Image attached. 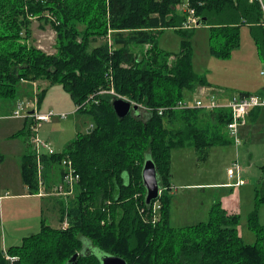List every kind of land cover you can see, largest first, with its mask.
Returning a JSON list of instances; mask_svg holds the SVG:
<instances>
[{"label": "trees", "instance_id": "trees-1", "mask_svg": "<svg viewBox=\"0 0 264 264\" xmlns=\"http://www.w3.org/2000/svg\"><path fill=\"white\" fill-rule=\"evenodd\" d=\"M186 1L199 26L210 32L211 56L229 58L239 46L242 26L264 47L257 2ZM182 2L0 0V100L15 99L20 83L44 81L60 85L75 112L92 121L91 131L77 133L64 152L43 158L48 168L66 156L78 175L72 194L57 204L58 220L67 226L55 228L42 218L38 232L9 246L5 256L0 251V264H102L101 255L126 264H264V226L256 212L246 225L256 236L253 244L243 241L238 216L227 214L218 201L206 221L178 228L170 224L171 151L192 147L203 162L211 147L229 142L224 133L228 112L177 109L186 92L207 86L191 65L193 28H182L186 15L176 10ZM33 20L51 25L56 54L30 44ZM168 28L182 38L177 54L158 47V36ZM145 46L144 53L133 50ZM118 97L138 105V111L117 118L111 105ZM208 117L211 127L204 126ZM26 125L24 120V128L11 138H25L20 172L28 194H35ZM147 159L162 188L150 205L140 176ZM255 201L264 204V184L256 188Z\"/></svg>", "mask_w": 264, "mask_h": 264}, {"label": "rangeland", "instance_id": "rangeland-1", "mask_svg": "<svg viewBox=\"0 0 264 264\" xmlns=\"http://www.w3.org/2000/svg\"><path fill=\"white\" fill-rule=\"evenodd\" d=\"M182 1L176 10L185 14L187 18L189 13L184 11L182 5L186 6L188 3L186 0ZM31 31L30 44L48 55L57 53V36L48 22L33 20ZM238 35L239 46L232 49L227 59L211 56L209 52L210 32L207 27L203 25L197 26V28L193 27L188 39L193 71L207 82V86L198 87H205L207 92L214 95L218 101L220 99L219 92L229 96L244 92L257 94L263 85L258 75L264 65V47L261 44H255L251 32L246 26L238 29ZM157 39L158 47L161 50L173 54L179 53L182 38L173 29H165ZM100 43L101 41H98L92 46ZM146 48V46L136 47L133 50L137 53H144ZM208 85L218 89H212ZM69 96L60 85L50 86L48 82L44 81L20 83L17 86L15 99L0 100V116L7 115L20 104L28 105L30 109H32L30 105H37L40 112L52 111L55 116L49 123H43L38 129V139L46 142L48 140V143L50 141L54 152L61 154L77 133L87 132L92 123L90 116L75 112L76 106ZM199 98H201L199 91L195 89L191 93L186 92L182 101L190 105ZM60 113L67 115L65 118H61L58 116ZM249 127L248 138L241 136L242 128L239 130L240 145L238 147L233 145L228 137L230 146L210 148L209 155L203 162L197 160L192 147L171 151V172L175 179H170L172 188L170 194L172 192L175 195L172 211L170 208L172 227L192 226L197 222L206 221L211 204L218 201L221 206L225 207L222 208L226 213H228L227 208L231 211L236 209L233 215L238 216V230L243 241L248 244L255 243L256 236L247 229L246 225L249 216L256 212L258 224L264 226V204L257 205L255 201L256 188L264 184V129L257 125ZM23 128L24 119L3 118L0 120V148L6 163L13 161L11 154L15 145L19 148L18 154L19 150L21 152L20 145H24V137L17 136L12 139L11 136L21 132ZM245 139L247 141L243 143ZM29 150L33 156V147L30 146ZM44 155L52 156L46 152ZM67 160L68 158L65 156L60 162H51L48 168L46 166L43 168L41 180H43L44 195L42 197L37 195L38 182L34 173L37 191L30 195L37 198L18 197L21 193L17 186L19 177L14 170L10 173L11 167L8 170L6 168L8 174L5 173L4 177L8 176L15 187L12 186L8 191H0V196L5 193L10 196L0 200V245H2L0 251L3 248V251L6 252L9 246L18 245L22 238L38 232L41 221L39 218L41 202L43 203L45 223L55 228L62 225L58 220L60 212L57 204L59 200L65 202V199L59 197L55 192L61 185L60 174L66 170L64 161ZM234 164L237 165L239 174L229 179L227 170ZM239 181L243 182V185H238ZM209 197L216 199L213 201ZM155 207L157 209V206ZM93 252L95 253L97 250H93Z\"/></svg>", "mask_w": 264, "mask_h": 264}, {"label": "built area", "instance_id": "built-area-1", "mask_svg": "<svg viewBox=\"0 0 264 264\" xmlns=\"http://www.w3.org/2000/svg\"><path fill=\"white\" fill-rule=\"evenodd\" d=\"M248 2H257L259 4L260 11L262 13L261 25L262 27H264V0H248ZM182 6L184 11L186 13H189V15L187 14L186 21L182 25V28L192 29L193 27H199V18L196 17L195 10L188 4L186 6L183 4ZM258 76H260L264 84V65L261 67ZM199 95L201 96V98L197 99L193 104L189 105L188 103L186 104L185 101H181L178 104L177 109H200L205 112L221 110L228 112V114L230 115V120L226 125V131L228 137L236 147L240 145V141L238 138L239 130L247 124V118L250 111L255 109L264 111V93L262 95H258L255 93L243 95L236 94L232 95L225 101H218L214 95H211L208 92H199ZM30 106H32V109H30L28 105L20 104L16 106V109L12 110L9 115L0 116V120H2L3 118H19L28 121L27 129L29 136L27 137V139L29 148L31 146L34 150V173L37 178V185L39 190L37 195L42 197L44 195L42 190L43 180H41L44 168L43 158L47 157L44 155V152L52 156L56 155V153L54 152L55 150L50 143L38 139V129L43 123H49L51 121V118L55 116V114L52 111L40 112V110L36 107L37 105ZM66 115V113H60V115L58 116H60L61 118H65ZM64 164L66 166V170L61 172L63 173V175L60 174L61 185L59 187V190H57L55 193H57L59 197L66 199L72 194L73 186L78 181V175L72 169L69 160L64 161ZM238 174L239 169L236 164H234L232 168H229L227 170V176L229 179H232L233 177H235V175L238 176ZM238 185H243V182L239 181ZM160 194L161 190L159 191V195ZM66 226L67 221L64 220V222L62 223V227L64 228Z\"/></svg>", "mask_w": 264, "mask_h": 264}, {"label": "crops", "instance_id": "crops-1", "mask_svg": "<svg viewBox=\"0 0 264 264\" xmlns=\"http://www.w3.org/2000/svg\"><path fill=\"white\" fill-rule=\"evenodd\" d=\"M248 28V27H247ZM249 29V28H248ZM260 71V70H259ZM209 87H212V89H218V88H216V87H213V86H210V85H208ZM263 88H264V84L262 85V87L260 88V90L258 91V95H262L263 93H264V91H263ZM197 90L199 91V92H203V93H207V90H206V88L205 87H201V88H197ZM244 93H246V94H250V93H247V92H244ZM241 94V93H240ZM220 96V99H219V101H225V100H227V99H229L232 95H227L226 93H221V92H219L218 93V97ZM12 112V111H11ZM10 113H8L7 115H9ZM4 116H6V115H4ZM11 119H13V118H11ZM206 120V122H205V127H211V120L209 119V117L208 118H205L204 119V121ZM250 125H254V126H260V127H262V129H264V111H262V110H259V109H255V110H252V111H250V113H249V115H248V118H247V124L244 126V127H242V131H241V136L242 137H247L248 138V130H250L249 128V126ZM247 129V131H245ZM225 134H226V136H227V138H228V135H227V133H226V131L224 132ZM10 138V137H9ZM13 139V138H12ZM25 139V138H24ZM47 140V139H46ZM27 141H28V139H27ZM228 143L227 144H224L223 146H221V147H224V146H226V147H229L230 146V139H228ZM247 141V139H245V140H243V143L244 142H246ZM47 142H48V140H47ZM49 143L52 145V143L49 141ZM21 147V152H20V150H19V154H18V149L19 148H17V145H15L14 147H13V150H12V156H13V159H11V160H13V161H11V162H7L6 163V159H5V157L3 156V154H2V151H1V148H0V156H1V161H0V191L1 190H5V191H8L9 189H11V187L12 186H14V183L11 181V179L10 178H8V176H6V177H4L5 176V173L6 174H8V168L9 167H11V169H10V173L12 172V170H14L15 172H16V174L18 175V177H19V181H18V179H17V186L19 187V189L21 190V193H20V195H18V197H21V198H25V199H29V198H37L36 196L34 197L33 195H30V194H28L29 193V190H28V188H27V186L24 184V182L22 181V177L20 178V176H21V172H20V164H21V159H22V157H23V155L25 154L24 152H26V144H25V142H24V145H20ZM232 146V145H231ZM53 147V146H52ZM215 147H219V146H215ZM211 148H213V147H211ZM182 148H180V150H181ZM209 152H210V149H209V151H208V155H209ZM208 157V156H207ZM6 168H7V170H6ZM6 171V172H5ZM171 176H172V172H171ZM172 179H174V176H172L171 177ZM175 180V179H174ZM222 185H226V184H222ZM4 186V188L2 189V187ZM185 186H187V185H185ZM184 186V187H185ZM15 187V186H14ZM171 190H172V188H171ZM171 195H172V204H171V211H172V207H173V202H175L174 201V199H173V197L175 196V195H173L172 194V192H171ZM10 196H9V194L8 193H5V194H3L2 196H0V200H2V199H5V198H9ZM211 200H213L214 201V199H216V198H214V197H209ZM40 199V198H39ZM212 205V204H211ZM43 203L41 202V209L39 210V218H40V220L42 221V218L44 217V214H43ZM223 207V206H222ZM223 208H225V207H223ZM235 210L236 209H233V211H231L229 208H227V211H228V213L229 212H231V214H235ZM227 213V214H228ZM172 214V213H171ZM171 214H170V220H171ZM39 225H40V222H39ZM53 227V226H52ZM1 235V234H0ZM31 235V234H30ZM23 239V238H22ZM20 244V243H19ZM0 246H2V245H0ZM11 246H13V245H11ZM1 249V248H0ZM2 250H4L3 248H2Z\"/></svg>", "mask_w": 264, "mask_h": 264}, {"label": "water", "instance_id": "water-1", "mask_svg": "<svg viewBox=\"0 0 264 264\" xmlns=\"http://www.w3.org/2000/svg\"><path fill=\"white\" fill-rule=\"evenodd\" d=\"M111 106H112L111 109H113L116 117L119 119L125 118L131 112L134 113L138 111L137 108L138 105L132 104L128 100L119 97L112 102ZM91 129L92 127H90L87 130V132L89 133ZM140 176H141L142 184L145 188V204L150 205L155 200L158 199L159 191L162 189L159 186L156 168L150 159H147L144 162ZM1 255L5 256V252L3 250L1 251ZM75 258L76 255L72 259L75 260ZM99 259L101 260L102 264H126V262L123 259L110 255H101Z\"/></svg>", "mask_w": 264, "mask_h": 264}]
</instances>
